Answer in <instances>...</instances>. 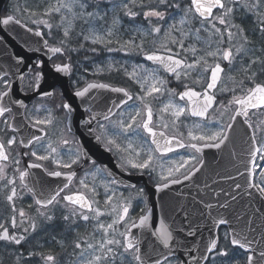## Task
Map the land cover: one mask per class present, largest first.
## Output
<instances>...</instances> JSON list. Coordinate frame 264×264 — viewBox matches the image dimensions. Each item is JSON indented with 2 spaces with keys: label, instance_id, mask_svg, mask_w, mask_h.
Instances as JSON below:
<instances>
[{
  "label": "snow or ice",
  "instance_id": "1",
  "mask_svg": "<svg viewBox=\"0 0 264 264\" xmlns=\"http://www.w3.org/2000/svg\"><path fill=\"white\" fill-rule=\"evenodd\" d=\"M131 5V7H130ZM163 6L165 9H178L183 15L178 22L168 25L166 29L162 25L152 24V18L157 21H164L166 19V11L160 10ZM74 7L80 9L79 12L74 11ZM89 7L96 8L97 11H88ZM124 10V15L129 18H135L142 15L145 20L151 25L147 32H141L140 42L137 43L135 37L123 40L117 38L114 31L115 26L119 23V19L114 17L113 26L107 29H98L94 25L96 19H103L99 12V4H90L89 0H57L56 5L47 7L43 15L51 16L53 13L60 14L61 24L58 27L63 29V38L59 41L60 46H48L47 40L44 41L45 46L51 53L65 54L77 49L69 46L72 39V24L73 20L81 19L85 24H91L88 33L79 34L82 36L83 41H91L93 45H103L107 51H123L126 54L135 53L143 56L146 61H151L158 67L170 74L177 81V88H169L168 80L158 74L157 69H148L142 64L133 65L132 70L121 66L124 74L128 79L132 80L139 86V91L135 94L123 87H112L106 83L89 82L82 89H77L74 95L76 97L84 98L92 89H107L115 93H122L123 98L119 103L113 102V107H108L102 113H93L90 118L85 122L89 127L88 131L94 134L95 140L102 144L106 151L112 152L117 155L119 159V167L128 172H138L141 175L148 173L150 176L155 174L158 177L156 181V190L162 191L169 188L170 185L181 184L183 181L190 180L203 165V159L195 155L180 156L178 159L165 160L164 157L168 153H174L178 148H189L199 153L204 148L219 149L226 141L229 140V133L234 129V126L239 117H243L242 124L248 129H251L250 134V147H249V164L251 167H246L247 172V189H255L256 197L262 202L264 207V164H257V158L264 161V143L257 140L258 134L264 133V120L255 123L251 117L255 116L257 112L264 113V82H257L258 72L253 70V65L260 64L259 74H264V59L259 57L252 59L249 58L247 64L241 63L240 71L243 78L237 80L230 72L233 70L237 59L243 61V58L248 53L247 46L252 44L253 41L249 38V32L244 27L246 20L251 19L253 25L252 32L259 33L261 38H264V0H190V2L183 6L179 0H127L121 5ZM138 7L142 11H134L133 8ZM62 9L71 13L72 19L62 13ZM146 9V10H144ZM27 10V9H26ZM107 13H105L106 15ZM32 15H36L35 12ZM239 21V22H237ZM67 22V26H65ZM0 23L8 25L9 23L21 24V21L13 15L6 16ZM33 23L44 24L51 29L53 25L46 19L35 20ZM199 26H195L196 24ZM180 25V27L177 26ZM22 27H27L22 25ZM29 32L31 28H27ZM163 36L151 41L145 39L146 36L152 34H160ZM179 35H174V33ZM201 33L207 34V38L202 40ZM36 36H42L39 30L35 32ZM216 37V40H212ZM192 40L193 42L187 43L186 41ZM119 44V48H112L109 45L113 43ZM197 43L202 46L197 47ZM213 44L216 46L213 47ZM226 45V46H225ZM84 43L79 44V48H84ZM174 46V47H173ZM178 48L179 51L175 49ZM95 53L97 48L92 47L89 49ZM264 51V49H261ZM212 58V62H209ZM222 62H227L228 70L222 66ZM23 59H19L17 64H22ZM39 62L37 67H39ZM71 64L61 63L56 64L55 69L57 72L69 73L71 71ZM109 69L113 68L112 64L108 65ZM120 70V69H117ZM103 69L97 68V72ZM20 80L24 77L21 75ZM40 73L36 72L35 80L38 82ZM251 85L247 87L245 81ZM223 82V83H222ZM3 85V90H0V117L5 113H10L12 109L2 102L5 98L9 97L12 84L9 80L0 81ZM232 86L229 87L228 84ZM199 87L200 90H197ZM239 89L240 93L237 94ZM225 93H231L230 99H221ZM45 96L51 93H44ZM167 96V102L157 110L160 114V119L154 121V109L152 100H160L161 97ZM129 101H138L139 104L129 106L126 111H120L118 114L114 109H121L123 106L128 105ZM182 101L183 104L177 102ZM12 103L20 104L23 106V101H12ZM68 113L72 112V106L69 103L60 105ZM117 117L113 119V117ZM168 117L172 126L176 129L175 133L169 135L167 128L168 122L165 120ZM227 116V122L223 118ZM99 117V118H98ZM187 117H197L200 122H194L188 127L187 133L180 131V125L184 123L182 120ZM95 122V127H92ZM5 128L0 131H7L8 128L16 129L8 124V121H3ZM53 124V117L51 111L43 118H36L33 121V127L36 126H49ZM44 131V128H40ZM72 129L70 126H65L61 130V138L59 144L68 147V158L64 159L58 148L49 142L45 149V154H38L37 151L31 153H24L23 155H31L35 157L36 161L51 160L57 170L48 171L44 169L50 177H64L65 183L58 189L51 190L47 194L43 191L37 192L34 188H28L32 193L35 204L39 207L36 209L37 214L45 221L51 222L54 220V215L49 214L50 206L54 207L63 202V206L69 209V214L63 216L64 221H72L78 217L80 220L88 222L96 220V229L103 232V238L98 242V245L91 243L76 242L75 247L80 249L82 243L86 244L87 249L93 250V255L90 259H85L82 264H115L117 257L121 259V264L125 254H131L132 260L137 264H146V261L141 256V249L138 243L132 238L131 230L133 228H147L149 213L139 216L138 223L136 219L129 216L132 207L133 197L130 195L125 197L121 192L117 195L115 186H118L121 181L116 178L107 179L102 181L105 189L104 204L111 207L109 215L114 218L110 223H103L100 217L105 215L94 204H99L95 200V196L99 193L95 184L89 185L86 177L91 175L95 178L98 174L103 173L106 169L96 166L94 160L89 163L94 168V171L86 173L85 178L79 180L80 186L90 192L92 195L89 197L83 191H77L71 194L61 196V193L66 192L70 188L73 179L76 177L75 171L64 172L59 169H72L73 165L81 163L82 159L87 158V152L82 150L74 137H70ZM197 132L199 134H197ZM40 136H32L31 139L25 144L24 140L20 144L24 147L30 146L33 141H40ZM188 141L187 143L185 141ZM191 141H196L192 143ZM16 138L13 136L7 139L5 143L0 140V181H6L5 187L12 185L10 194L6 196L9 202L13 216L11 217V226L13 229L17 228L16 213L21 218L20 226L23 233L28 234L37 231V222L32 219H27V226L25 225L24 218L26 213L23 209H17L15 206V198L17 191L15 188V180L7 179L6 169L8 167L7 161L10 159L9 149L16 144ZM75 145V147H73ZM195 161V163H193ZM15 164H19V159H14ZM42 163L33 162L28 165V168H43ZM257 168L260 169L259 176L262 178L259 182L254 181L257 175ZM183 170V171H182ZM19 179L23 183L25 178L29 175L28 170L20 171ZM241 176L245 173H240ZM108 176L112 177V173L108 172ZM182 177V179L180 178ZM228 179H234L228 177ZM111 186V187H110ZM27 187V185H25ZM135 188V185L130 186ZM242 186L239 183L235 184V189H240ZM246 191V194L252 196L253 193ZM144 189L137 191V196H143ZM232 200L236 199L235 195L231 196ZM31 207V205L29 206ZM211 208L212 205H206ZM220 208H227L229 204L226 202L219 205ZM143 211V209L141 210ZM256 212L261 213V208H257ZM93 214V215H90ZM124 222L126 230L120 232L119 235L122 239H116L115 234L118 231L116 225ZM217 225L228 224L229 221L221 217L215 221ZM130 225V226H128ZM157 237L160 244L164 249H168L167 255L160 254V257L152 261V264H173L170 259L174 255L170 242L174 240L173 233L163 221L160 227L152 233ZM192 233L190 232L189 235ZM111 237V238H109ZM26 235H17L15 232H10L9 228L3 223H0V241L9 244L20 245ZM224 239L229 244L236 248L243 249L250 254L247 255L246 264H254V256L251 254V245L253 240H250L247 235L235 231V229L226 232ZM219 237L212 238L206 246V252L214 254V257L224 258L222 264H240L238 260H229L230 253L226 247H218ZM123 249L120 252L119 249ZM99 252L100 254H95ZM35 253H30L34 255ZM83 251L81 256H83ZM261 257V264H264V251L259 253ZM19 259V258H18ZM47 264H55V257L53 255L43 256ZM193 260L196 257H192ZM203 259L207 261L208 255H204ZM183 264V262H179Z\"/></svg>",
  "mask_w": 264,
  "mask_h": 264
},
{
  "label": "water",
  "instance_id": "2",
  "mask_svg": "<svg viewBox=\"0 0 264 264\" xmlns=\"http://www.w3.org/2000/svg\"><path fill=\"white\" fill-rule=\"evenodd\" d=\"M7 1L0 0V20L5 18L1 15ZM21 24L25 25L22 22ZM21 24L0 23V80L7 75L12 79L10 95L2 103L15 113L12 126L16 129L20 141L24 140L27 144L34 135L41 138L46 136L45 130L40 131V128L31 127L26 123L24 109L37 97L52 98L54 89L60 87L64 97L72 106L73 128L78 127L83 150L87 152L85 162L94 160L106 165L112 175L125 186H136L138 183H144L147 186L150 203L147 213L150 211L148 220L150 227H137L131 230L132 238L138 243L146 264H152V261L160 257L161 253L165 255L168 253V249H164L157 237L152 234L156 228L160 227L161 221L169 226L174 237V240L170 242L174 255L170 259L176 257L183 264H206L208 260L205 261L203 256L211 255L206 252V246L212 238L218 236V229L222 225H217L215 221L221 217L229 221L225 224L229 231L235 229L253 240L251 254L254 256V264H261L259 253L264 251V215L256 212V209L261 208L264 212V207L256 197V190L247 189L246 167H251L248 153L252 130L242 124L243 117L237 119L234 129L229 133V140L221 148H206L201 151L204 163L198 166L200 171L190 180L157 191L156 187L151 188L141 176H133L117 167L111 154L101 147L94 136L81 131L79 123L82 120V109L88 106L87 97L80 98L71 94L69 73L57 72L51 66L50 60L57 53L48 51L44 43L46 40L44 35H35L37 30L41 33L43 31L31 28L32 31L29 32L27 28L30 27H22ZM21 58L23 63L18 65L17 61ZM38 58L43 60L42 75L36 84L35 91L30 95H24L21 90L22 80L19 77L21 75L24 77ZM44 93H51V95L45 96ZM17 100L23 101V106L12 103ZM28 147L23 146L22 151L24 152ZM26 169L29 175L21 183L24 186L27 185V188H34L37 192L43 191L47 194L67 182L64 177L48 176L43 168L27 166ZM240 173L245 175L241 176ZM230 176L234 179H228ZM236 183L241 184L242 187L235 189ZM246 189L253 195H247ZM232 195L236 196L235 200L231 199ZM226 201L229 207L220 208L219 205ZM208 204L212 207L207 208ZM190 232L191 235H189ZM192 257L196 259L193 260Z\"/></svg>",
  "mask_w": 264,
  "mask_h": 264
},
{
  "label": "rangeland",
  "instance_id": "3",
  "mask_svg": "<svg viewBox=\"0 0 264 264\" xmlns=\"http://www.w3.org/2000/svg\"><path fill=\"white\" fill-rule=\"evenodd\" d=\"M90 4H99V12L100 15L103 16V19H96L94 21V25L98 29H107L109 27L113 26V19L114 17L119 19V23L115 26L114 31L117 34V38L120 39L121 41L123 40H128L133 37H135L136 42L139 43L141 39V32H147L150 30L151 25L148 23L147 20L144 22L141 21V23H136V19L138 18H143L142 15H139L134 18H129L124 15V10L122 9L121 5L123 2H127V0H89ZM181 3L182 7L185 6V1L184 0H179ZM10 12L16 14L19 16L24 22L31 23L33 26H39L43 27L44 30L47 33H52L54 34L53 41L58 42L63 38V29L61 27H58L61 24V19H60V14L53 13L51 16H53V20H49L47 18L46 20L49 21L53 25L51 29L46 27L44 24H36L33 23L35 20H40L38 14H42V17L46 18L49 16H44L43 12L44 10L49 7V6H54L57 3V0H12L10 2ZM131 7V5H130ZM27 9V10H26ZM165 9L163 6L160 7V10ZM76 12H79L80 9L78 7H74L73 9ZM134 11L140 12L142 9L138 7L133 8ZM146 10V9H144ZM170 12L167 15V18L161 22L164 29L168 27V25L172 23H176L179 21L183 13L178 10V9H169ZM88 11H97L96 8L89 7ZM35 12L36 15H32V13ZM62 13L67 15L69 19H72L71 13H68L66 10L62 9ZM105 13H107L105 15ZM152 18V24H155L153 22ZM125 20L128 21V23L125 22ZM65 26H67V22H65ZM91 24H85L83 20L81 19H75L73 20L72 24V39L70 41L69 46L71 48L77 49V51H72L73 54L77 55L79 52L85 51V52H91L89 49L92 47L97 48V51L94 53V60H90L92 62L88 64L80 63V61L77 60V64L80 68V70L77 72V82L80 80H88L87 74H91L93 77H108V78H113L120 80L123 74V70L121 66L123 65L124 67L128 68L129 71L132 70L133 65H138L139 63L133 59L135 53H128L126 54L123 51H112L109 52L107 51V48L104 47L103 45H93L91 44V41H83L82 36L79 34L88 33V29L91 27ZM178 27L180 25L177 24ZM174 35H179V33H174ZM163 36V32L160 34H152L148 35L145 37L147 41H151L153 39H157L159 42V38ZM83 42L84 43V48H79V44ZM193 42L192 40L186 41L187 43ZM109 47H112L114 49L119 48V44L113 43L112 45H109ZM174 47V46H173ZM198 47V44H197ZM175 50H178L176 48ZM112 64L113 68L109 69L108 65ZM89 66V67H88ZM97 68L103 69V71L97 72ZM120 69V70H117ZM159 74V73H158ZM50 111V107L47 105L40 104L38 108H35L32 112L31 115L35 118H40L42 117L45 118L48 115V112ZM44 114V115H43ZM50 128L52 132V138L50 140H45L42 144L38 146L36 149L38 154H45V149L47 147V144L51 141L53 142V145L57 147L55 144L56 138L54 136L57 134V128L55 129L53 124L47 126ZM61 138V133L58 134ZM264 143V137L262 138V142ZM61 155L63 156L64 159L68 158V148L67 149H62L60 147H57ZM184 157H188V155H183ZM14 159H18L17 157L14 156V158L11 160L9 163V166L6 169L7 173V179H14L15 180V188L17 191V197L15 198V206L17 208V204L19 203L21 207L28 208L30 205L32 206V201L28 196L25 194L26 191L24 189H21L18 183V177L16 174L12 173V171H16L19 167V165L15 164L13 161ZM43 162H49L54 164L51 160L48 161H43ZM260 164H264V161H261ZM55 165V164H54ZM10 169L12 171H10ZM94 171V168L90 171ZM183 171V170H182ZM259 171L260 169L258 168L257 175H256V182H259L262 178L259 176ZM88 172V173H90ZM86 177V174L84 175L83 178ZM87 183L89 185H92L93 183L95 184L97 188V192L99 193L97 196H95V200L99 201V204H95V207H98L101 211L105 213V215L101 216L99 219L101 222L107 224L112 221L114 218L113 215H109L108 213L111 212V207L108 205L104 204V198H105V189L103 187L102 181H106L107 177L105 176L104 173L98 174L95 178H93L91 175H88L86 177ZM6 181H2L0 183V198H4L6 205H9V202L6 200V196L10 194V189L12 185H9L5 187ZM18 184V185H17ZM79 187L80 184H78ZM111 187V186H110ZM82 188V187H81ZM116 188V187H115ZM83 189V188H82ZM85 190V189H84ZM117 195L121 193L119 189L116 188ZM90 193V192H89ZM125 197L132 196V209L131 213H129V216L133 219L138 218L142 214V208L144 207V201L141 199L140 196H137L136 194H128L125 192H122ZM91 194V193H90ZM92 195V194H91ZM10 207V205H9ZM11 208V207H10ZM31 207H29L30 209ZM3 208H0V223H3L5 226H7V223L5 222L6 216L2 213ZM12 211V210H11ZM12 216L14 215L13 212ZM37 213V212H36ZM69 214V210L67 211V214ZM93 215V214H90ZM11 216V214H10ZM7 217V220L8 218ZM36 216H39L36 214ZM35 217V215H34ZM17 219V216H16ZM35 220V219H34ZM65 223L67 227L63 228L61 231L63 237L62 239L60 238H53L50 241H48L46 244H43L42 246L44 247V253L46 255H53L55 257V264H62L58 258L64 256L66 258L73 256V259L71 260L70 264H82V261L85 259H90L91 256L94 254L92 249H87L86 244L82 243V247L80 249H77L75 247L76 242H87L91 243L93 245H98V242L103 238V232L98 231L95 227L96 225V220H90L88 222H85L83 220H80L78 217L75 219V223L72 221H62ZM63 223V224H64ZM11 226V222H10ZM64 227V225H63ZM12 228V226H11ZM116 228L118 231L115 234L116 239H122V237L119 235L120 232H123V230L126 228V225L123 227H118L116 225ZM10 231V229H9ZM11 232V231H10ZM226 231L221 232V248L226 247L229 250L230 257L229 260H238L240 264H245L246 259H247V254L243 253L241 250L237 249H232L230 247V244L228 241L224 239ZM17 235H20L16 233ZM111 238V237H109ZM24 241V240H23ZM22 241V242H23ZM21 242V243H22ZM0 243H6L4 241H0ZM16 245V244H13ZM83 251L84 255L81 256V252ZM120 252H123V249H119ZM66 252V253H65ZM70 252V253H69ZM43 253V252H41ZM95 254L99 255V252H96ZM222 261H224V258L221 257H213L211 259L210 264H222ZM39 264H47L45 260L43 262H40ZM115 264H121V259L117 257ZM123 264H136V261L132 260L131 254H125ZM173 264H177V261L173 259Z\"/></svg>",
  "mask_w": 264,
  "mask_h": 264
},
{
  "label": "flooded vegetation",
  "instance_id": "4",
  "mask_svg": "<svg viewBox=\"0 0 264 264\" xmlns=\"http://www.w3.org/2000/svg\"><path fill=\"white\" fill-rule=\"evenodd\" d=\"M237 22H239V21H237ZM198 26H199V24L197 25V27ZM244 27L248 30V32H249V38L253 41V43L252 44H249L247 46L248 53L243 58V61H241L238 58L237 59V62L234 65L233 70L230 72V74L233 75V76H235L237 80H240V79L243 78V74L240 71L241 63L242 62L244 64H247L248 61H249V58L255 59V58L259 57L261 59H264V51H261V49H264V38H261V36L259 35V33H253L252 32L253 25L251 23V19L245 21ZM206 38H207V34L201 33V39L204 40ZM211 39L214 41V40H216V37H212ZM198 44H199L198 45V48L202 46L200 43H198ZM215 46L216 45L213 44V47H215ZM61 57L63 58V60L65 61V63L68 61V62L71 63V66H72L71 67V76H70V86H71L72 92H76L77 89H82L89 82H95L94 79H93V81H90V79H89L88 81H86V80H80V81L77 82V74H76V70H77L76 69V66H77V64H76V62H74V60L69 56V53H65V55L64 56H61ZM141 57L142 56L139 55L136 58V61H138L141 64L143 63L148 69H157L156 67H153V66H151L148 63L142 62ZM38 62H39V65H41L42 60L39 59V58L36 59L34 68L31 69L30 73L24 79L23 90H24L25 93H31V89L33 90L34 85L36 83L35 74H36V72H39V73L41 72V70L37 67V63ZM209 62H212V58H209ZM61 63H63V62H58L56 64H61ZM222 66L225 67L226 71L228 70L227 62H222ZM260 68H261V65L260 64L253 65V70H255V71L258 72V75L256 77L257 82H264V74H259V69ZM158 71L161 72V74L163 75V78H165V79L168 80V87L169 88H177L178 91H182L183 90L182 88L178 87L177 81L174 79V77L173 78H169L160 69H158ZM6 80H9L11 82L10 78H6ZM101 82L102 83L109 84L112 87H123V88H126L130 92H132L133 94H135V93H137L139 91V86L137 84H135L130 79H127L126 80L124 78H121L120 80H117V79L104 78V79L101 80ZM245 85L247 87H250L251 86L248 83L247 80L245 81ZM228 86L231 87L232 85L229 83ZM0 90H3L2 83H0ZM197 90H200L199 87H197ZM237 94H242V93H240L239 89L237 90ZM108 96H109V93L107 91H104V93L101 94V96L99 97L98 101L96 102V105H95V107H94L93 110L86 109V106H84V108L82 109L83 110L82 111L83 112V116H82V120H81V123H82L81 124L82 125L81 131L84 130V127L86 128V130H88V127L89 126L85 122L90 118V116L93 113H97V114L98 113H102V112L106 111L108 107H113V102L119 103L120 99L123 98V96H122L121 93H115L112 96L111 100L108 99ZM220 98L221 99H225V100L230 99L231 98V93H225ZM167 99H168V97L165 95V96L161 97L160 100H152L151 101L152 106H153V109H154V113H155L154 114V121H158L160 119V114L158 113L157 110L162 105V103L167 102ZM177 102H179L181 104L184 103L182 101H177ZM41 103H43V102L42 101L34 102L26 110V119L30 120L31 122H33L36 119L35 117H33L31 115V112L35 108H38ZM63 103H66V98L62 95L61 90L60 89H57L55 91V98L52 101V105H50L51 106L50 111H51L52 117H53V126H54L55 129L57 128V134L55 135V138H56V143L55 144L58 147L62 146V145L59 144L60 136L58 134L61 133V126H62V130L65 129V126H67V119H68V114L66 113V111L62 107H60V105H62ZM109 103H111V104H109ZM134 104L138 105L139 102L138 101H131L130 103H128V105H125L121 109H114V111H116L117 114H118L120 111H126V110H128L129 109V106L134 105ZM259 115H263V117H264V113H257L255 116H252L251 119H260L261 120V118H260ZM12 117H13V114L12 113L6 114V116L2 120H0V129H4L5 128V125H4L3 121L7 120L8 121V124H10V121H11ZM225 117L227 118V116H225ZM116 118L117 117H115V116L113 117V119H116ZM40 119H42V117H40ZM165 120L169 124V126L167 128L168 134L169 135L174 134L175 131H176V129L172 126V124H171V122H170V120L168 119L167 116H165ZM182 120L184 121V123L180 125V131L184 132L185 135L187 133L188 127H190L194 122H200L199 119H195L193 117H187V118H183L182 117ZM92 127H95V122H93ZM77 131H78V127L77 128L74 127L73 128V131H71V133L69 135H70V137H74L75 140L78 142V144L80 146L79 137L76 134ZM197 134H199V133L197 132ZM13 136L16 138L17 143L14 144L11 147V149H9V150H10L12 156L15 155V156H17L19 158V161H20L19 166L21 168H24L25 167V164L27 162H29V161H36L35 160V157H32L30 154L27 155V162L23 159L22 154L20 153V151H21L20 142H19L16 134H14L13 132H11L9 128L7 129V131H0V138L3 139L5 142H7V139H9V138H11ZM185 142L187 143L188 141L186 140ZM191 142L192 143H196V141H191ZM39 145H40V142L34 143L30 147V149L27 151V153H31V151H36V149L38 148ZM73 147H75V145H73ZM180 153H186L189 156L195 155V156L198 157V155L196 154V152L193 149L186 148V149H184L182 151H179V152H176V153H172V154L164 157V159L166 160V159H168V158H170L172 156H175L177 154H180ZM114 156L119 161L117 155L114 154ZM80 165H82V160H81V163L80 164L75 165L76 167L73 165V167L75 169H77ZM46 166L50 167L51 164L47 162L46 163ZM88 169H89L88 167H85L83 169V171L78 174V176L81 178L82 175L85 172L88 171ZM144 174L148 177V180H149L150 183H152L153 182V179L156 178L155 174H153L152 176H150L148 173H144ZM141 188L142 187H138V189H141Z\"/></svg>",
  "mask_w": 264,
  "mask_h": 264
},
{
  "label": "trees",
  "instance_id": "5",
  "mask_svg": "<svg viewBox=\"0 0 264 264\" xmlns=\"http://www.w3.org/2000/svg\"><path fill=\"white\" fill-rule=\"evenodd\" d=\"M79 55L81 56L82 60L86 58L85 54L82 52L79 53ZM3 205L8 206V204L6 205L5 203H2V201H0V206H3ZM6 208L7 209H5L4 212L6 214H9L10 213V207L8 206ZM58 216L60 219V230L55 229L51 225V227L48 230L46 229L47 230L46 232H44L43 234L38 235L34 238L32 246H29L28 244H24V245H22V247L21 246L16 247V246H13L10 244L9 245H7V244L6 245H0V264H23V256L19 257V253L21 251H23L24 256L25 257L28 256L29 255L28 250L30 247L32 249V252L35 253L34 255L36 257L45 255L44 248L42 247V245L46 244L52 238H56V239L61 238L62 239V237H63V235L61 233V231L63 230V222H62L63 216H64L63 211H60ZM51 222H52V224L54 223V221H51ZM18 228L23 232V229L20 226V223L18 225ZM45 228H48L47 222H45ZM41 252H43V253H41ZM18 258H21V260H18ZM26 258L29 259L27 261L28 264H31V261H32V260H30L31 258L30 257H26ZM60 258H61V260L65 259L64 256H62Z\"/></svg>",
  "mask_w": 264,
  "mask_h": 264
}]
</instances>
